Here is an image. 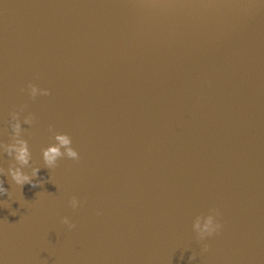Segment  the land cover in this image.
I'll return each mask as SVG.
<instances>
[{"label": "water", "instance_id": "water-1", "mask_svg": "<svg viewBox=\"0 0 264 264\" xmlns=\"http://www.w3.org/2000/svg\"><path fill=\"white\" fill-rule=\"evenodd\" d=\"M14 112L41 183L0 175L3 264H264V0H0V142Z\"/></svg>", "mask_w": 264, "mask_h": 264}, {"label": "clouds", "instance_id": "clouds-1", "mask_svg": "<svg viewBox=\"0 0 264 264\" xmlns=\"http://www.w3.org/2000/svg\"><path fill=\"white\" fill-rule=\"evenodd\" d=\"M27 92L30 98L35 99L37 96H47L49 95V89L39 87L31 82L27 85ZM34 117L32 113H28L23 117V120L19 118V113L14 112L12 114V137L10 142L4 143L0 142V152L11 158L7 169L0 167V175L10 177L11 182L15 185H23L25 183L35 186L41 183V181H34L32 178L39 172V166L31 165V152L29 149L28 141L23 138L22 133V123L24 125H29L33 121ZM49 131L52 134V143L47 144V146L41 148V160L43 165L48 169H52L56 166L57 161L61 157H67L73 160L79 159V153L75 148L72 147V138L66 132L53 131L51 125H49ZM29 168L30 171H25V168ZM4 181L0 180V194L7 193L10 191L3 186ZM71 208L75 209L80 205V201L75 197H71L68 201ZM218 213L215 209H210L207 214L197 215L192 222V230L199 241H204L206 237H211L213 234L217 233L222 225L218 220ZM62 224L67 225L72 228L74 225L70 221L69 217H61ZM203 248L206 249L207 245L204 244ZM193 254L189 256L191 260ZM0 264H3L0 260Z\"/></svg>", "mask_w": 264, "mask_h": 264}]
</instances>
